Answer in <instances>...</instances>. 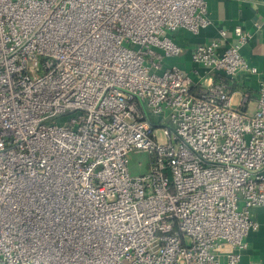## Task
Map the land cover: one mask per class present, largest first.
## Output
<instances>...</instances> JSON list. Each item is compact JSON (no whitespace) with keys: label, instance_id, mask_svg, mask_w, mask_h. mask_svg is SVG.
I'll return each instance as SVG.
<instances>
[{"label":"built area","instance_id":"built-area-1","mask_svg":"<svg viewBox=\"0 0 264 264\" xmlns=\"http://www.w3.org/2000/svg\"><path fill=\"white\" fill-rule=\"evenodd\" d=\"M210 23L207 0H0V264H240L264 206V80L233 90L251 35L167 63Z\"/></svg>","mask_w":264,"mask_h":264},{"label":"crops","instance_id":"crops-1","mask_svg":"<svg viewBox=\"0 0 264 264\" xmlns=\"http://www.w3.org/2000/svg\"><path fill=\"white\" fill-rule=\"evenodd\" d=\"M207 4L211 23L195 34L184 29L177 31L175 35L184 52L168 64H177L192 72L196 67L190 55L193 46L218 37L221 28L232 31L236 25H241L251 35L242 47V53L258 72L241 73L233 90L246 89L256 97L260 82L264 80V0H207ZM252 217L258 227L252 229L246 238L248 245L240 264H264V206L253 207Z\"/></svg>","mask_w":264,"mask_h":264},{"label":"rangeland","instance_id":"rangeland-1","mask_svg":"<svg viewBox=\"0 0 264 264\" xmlns=\"http://www.w3.org/2000/svg\"><path fill=\"white\" fill-rule=\"evenodd\" d=\"M167 63L173 62V59H168ZM129 169L134 175L143 174L150 169L149 154L146 152H136L129 155Z\"/></svg>","mask_w":264,"mask_h":264},{"label":"trees","instance_id":"trees-1","mask_svg":"<svg viewBox=\"0 0 264 264\" xmlns=\"http://www.w3.org/2000/svg\"><path fill=\"white\" fill-rule=\"evenodd\" d=\"M239 86H241V85H239Z\"/></svg>","mask_w":264,"mask_h":264}]
</instances>
